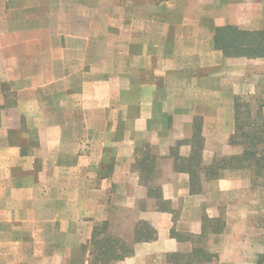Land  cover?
Masks as SVG:
<instances>
[{"label": "crops", "instance_id": "0c3cea01", "mask_svg": "<svg viewBox=\"0 0 264 264\" xmlns=\"http://www.w3.org/2000/svg\"><path fill=\"white\" fill-rule=\"evenodd\" d=\"M94 7L101 22L116 21V50L92 45ZM246 8L245 0H0V264H87L103 222L120 238L133 236L139 221L154 230L118 264H173L174 254L189 255L193 244L174 232L200 234L203 217L220 216L218 204L201 203L233 183L203 181L190 194L187 174L175 172L168 155H189L194 118L232 114L229 100L221 106L226 71L264 62L224 57L214 47L216 28L254 31ZM49 22L54 31L45 33ZM109 30L101 38H113ZM46 54L54 56L49 64ZM146 164L153 168L147 181L160 186L157 199L141 184L137 168ZM182 200L198 203L199 217L182 207L179 230L173 216ZM118 210L136 216L128 230L114 228L123 219ZM235 253L220 249L211 262L239 264Z\"/></svg>", "mask_w": 264, "mask_h": 264}, {"label": "rangeland", "instance_id": "374dc122", "mask_svg": "<svg viewBox=\"0 0 264 264\" xmlns=\"http://www.w3.org/2000/svg\"><path fill=\"white\" fill-rule=\"evenodd\" d=\"M96 0H94L95 2ZM146 1V0H140ZM156 1V0H152ZM246 8L243 11V15H253L256 20L253 24H248L251 26L253 30H264V0H245ZM258 2L256 8L252 7L249 3ZM242 3V2H241ZM34 7V12L40 15H48L50 13V9L47 7H41L39 9ZM246 11V13H245ZM112 13H109L111 16H115L116 8H114ZM235 13L240 14L241 9L239 11L235 10ZM94 14L96 16V20L93 22V39L92 45L94 47H101L102 44L108 47H113L115 50L117 45L120 44L118 41H122V39L117 40L116 36V26L117 23L111 22L103 23L100 20V17L103 14L101 8L94 7ZM245 15V16H247ZM114 20L116 18H113ZM108 24V25H107ZM34 27L33 25H29ZM109 26V27H108ZM44 32H53L54 28L51 26V23H46L43 26ZM109 28L111 34H114V37L109 38H101V34H106V29ZM36 43V40H32ZM44 46L46 48L53 47L54 42L51 38H46L44 42ZM37 56H33L35 59ZM46 64H49L51 59L54 57L53 54H46L45 56ZM100 55H92L93 59L99 58ZM115 59L117 55H114ZM112 58V57H110ZM232 71L225 72V76L222 78V86H221V106L224 108L226 105V101L229 100L231 106H233L234 114H240V118L243 119L246 114H251L252 117H255L256 114H261L264 118V62L261 63H251V65H235L232 67ZM50 70L46 69V72ZM234 72V74H232ZM233 94V95H231ZM235 102L237 103V112L235 111ZM225 114L224 109H222V114H202L204 117H197L193 119L192 128L190 130H196L200 128L197 137H195L192 141L195 143H199V145L203 146L202 151V163L209 164L213 159H218L221 156H232L238 155L241 153V148L237 146H232L228 144V139L230 135L234 132L235 126V115L233 114ZM204 118V119H203ZM245 119V118H244ZM191 126V125H190ZM202 126L205 127V134L202 135ZM188 128V127H187ZM185 129V131L187 130ZM197 130V131H198ZM196 132V131H195ZM190 136V135H189ZM192 137V136H191ZM191 137L188 143L192 142ZM190 141V142H189ZM148 156H145L147 159L151 160L149 157L154 153L152 151L147 152ZM175 154L177 152L170 151L169 158L174 161ZM180 156V155H179ZM187 156H180L181 158H188ZM143 162V161H142ZM149 162V161H148ZM153 162V161H151ZM162 163V162H159ZM146 165H139L137 171L141 174L143 179H149L152 177V167ZM142 168V170H141ZM182 173V172H179ZM187 174V173H185ZM188 179L189 175L187 174ZM198 178L204 177L203 172H199L196 174ZM220 179H227L231 181L233 184L231 185V190L228 193H221L217 196H207V203H201V205L214 203V206L218 204L220 207V216L218 218H214L213 220H217V222H208L205 221L203 224L207 227L206 230L211 228L212 226L220 227L224 223H228V230L226 234L218 237H211V233L205 232L204 237L198 239L199 248L209 252L213 257H216V253H220L221 251H228L229 248H233L236 250L235 254H231L232 258L235 261H238L239 264H248L251 259H253V264H256L258 257L260 254H264V179L261 177L252 176V173L248 170H233V171H224L221 173ZM219 180V179H218ZM216 181V180H215ZM153 184H157L155 181ZM198 202V201H196ZM176 209V213L173 216L174 229L181 230L185 221L182 220V207L186 211L188 210L189 217H199V212L197 210L198 203H192V201H184L178 202ZM195 205V210L191 209V207ZM141 206V205H140ZM189 206L187 209L186 207ZM120 215H123V219L120 222H114V228H118L121 225L125 226V230H128L130 225L133 223V220L136 218L135 215L127 214V211L118 210ZM201 217L204 216L203 210L201 211ZM186 213L183 214V216ZM133 219V220H132ZM204 219V218H202ZM212 220V221H213ZM119 224V226H118ZM202 225V224H201ZM151 227V226H150ZM152 228V227H151ZM224 228V226H223ZM115 229V230H116ZM149 231V230H148ZM226 231V230H225ZM224 230L220 233L222 234ZM112 240H115L116 235H112V231H108ZM201 233V232H200ZM130 233H127L125 237H118L121 241L120 244L125 243L126 246H121L119 243L115 245L116 251L119 254H124L129 250H132V240L133 236H129ZM219 234V235H221ZM174 235L180 240H189L190 238L186 237L185 233L176 231ZM199 235V234H198ZM115 236V237H114ZM129 236V237H128ZM111 239V238H110ZM193 246L196 245L195 239H193ZM191 243V241H190ZM240 244L243 247H240ZM230 245V246H229ZM190 246V245H189ZM220 246L219 249L217 247ZM224 246L222 249L221 247ZM228 248H227V247ZM117 247V248H116ZM120 247V248H119ZM119 248V249H118ZM90 254L88 256L89 260L94 257L92 252V246L90 242ZM85 250V247L82 249ZM218 251V252H217ZM84 253V252H83ZM101 258H103L100 255ZM109 256L105 257L108 258ZM111 258V257H110ZM246 260V263L243 260ZM109 260V259H108ZM181 258H174L173 261L177 264H181ZM213 260V259H212ZM120 261V260H119ZM119 261H107V264H118ZM179 262V263H178ZM106 263V262H105ZM13 264H22V263H13ZM32 264V263H30ZM74 264H83L82 262H77ZM175 264V263H174ZM208 264H214L210 262Z\"/></svg>", "mask_w": 264, "mask_h": 264}, {"label": "trees", "instance_id": "16d2710c", "mask_svg": "<svg viewBox=\"0 0 264 264\" xmlns=\"http://www.w3.org/2000/svg\"><path fill=\"white\" fill-rule=\"evenodd\" d=\"M163 1V0H156ZM213 44L216 49L222 52L224 57H246V58H264V30L247 31L241 30L234 26H225L216 28L213 38ZM235 111L237 112V103L235 102ZM235 115L234 132L228 139V144L241 148V153L232 156H221L218 159H213L209 164L202 163L203 146L195 143L192 140L198 136L200 128L193 130L190 143V153L188 158H181L175 154L172 169L175 172L187 173L189 175L188 187L190 194H198L201 192L203 181L218 180L221 173L224 171L233 170H248L252 176L261 177L264 179V118L261 114H256L252 117L251 114L241 119L240 114ZM198 130V131H197ZM196 131V132H195ZM142 170V168H141ZM203 172L204 177L198 178L197 173ZM141 184L147 188L148 196L157 199L160 186L153 184L152 181H147L141 176ZM159 209V205H157ZM201 225V233L199 235H189V241L195 243L189 255L184 256L174 254V258H181V264H208L212 261L213 256L198 246V239L204 237L205 232L218 234L222 231L224 224L220 227L212 226L206 230L203 222H217V220L203 217ZM213 220V221H212ZM108 227L107 222H103L94 228L91 237L92 254L95 255L89 260V264H107V261H119L132 254L133 249L124 254L115 253V245L120 244L118 237L112 240L111 234L106 233ZM149 230V231H148ZM154 230L149 224L143 221L136 223L133 231L132 244L140 241L152 239ZM111 238V239H110ZM126 246L125 243L120 244ZM131 246V245H130ZM117 248V247H116ZM120 248V247H119ZM118 248V249H119ZM100 255L103 257L101 258ZM109 256L108 258H105ZM111 257V258H110ZM109 259V260H108ZM106 262V263H105ZM177 264L173 261V264ZM179 263V262H178ZM256 264H264V254H260Z\"/></svg>", "mask_w": 264, "mask_h": 264}]
</instances>
